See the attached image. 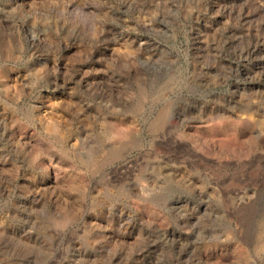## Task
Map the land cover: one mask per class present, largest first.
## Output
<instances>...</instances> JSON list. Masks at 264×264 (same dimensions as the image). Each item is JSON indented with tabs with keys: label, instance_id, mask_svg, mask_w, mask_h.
I'll return each mask as SVG.
<instances>
[{
	"label": "rangeland",
	"instance_id": "1",
	"mask_svg": "<svg viewBox=\"0 0 264 264\" xmlns=\"http://www.w3.org/2000/svg\"><path fill=\"white\" fill-rule=\"evenodd\" d=\"M0 264H264V0H0Z\"/></svg>",
	"mask_w": 264,
	"mask_h": 264
}]
</instances>
